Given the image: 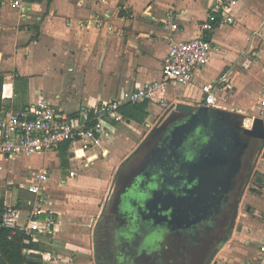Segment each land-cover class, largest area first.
<instances>
[{"label": "crops", "instance_id": "0c3cea01", "mask_svg": "<svg viewBox=\"0 0 264 264\" xmlns=\"http://www.w3.org/2000/svg\"><path fill=\"white\" fill-rule=\"evenodd\" d=\"M225 7L233 22L220 24ZM212 13L215 28L205 30ZM200 37L212 42L209 62L195 71L190 84H169L167 104L158 103V97L147 100L143 122L119 109L120 120L107 116L104 155L78 142L29 156V161L20 158L19 168H10L0 203L21 209L22 225L29 223L37 200L28 186L37 182L38 173L48 174L41 182L47 198L38 219L42 227L51 223L26 241L33 244L24 249L30 264H96L95 226L117 176L174 103L203 106L204 87L212 85L217 101L210 107L229 118L244 117L243 126L251 127L264 90V0L230 5L226 0H0L2 108L12 111L41 98L60 115L83 120L124 92L161 80L171 45ZM7 160L0 155V161ZM255 171L260 180L246 188L232 238L214 264H259L264 150Z\"/></svg>", "mask_w": 264, "mask_h": 264}, {"label": "flooded vegetation", "instance_id": "af4514ba", "mask_svg": "<svg viewBox=\"0 0 264 264\" xmlns=\"http://www.w3.org/2000/svg\"><path fill=\"white\" fill-rule=\"evenodd\" d=\"M184 116L167 115L121 168L113 194L95 226L96 264H134L163 241L177 252L188 251L191 246L198 249L209 242L228 210L231 222L245 189L258 184L255 168L264 141L242 133L249 145L228 200L223 197L222 185L208 193L196 192L189 172L190 155L201 152L220 116L199 112L190 118L189 126H182ZM240 118L231 117L232 123ZM182 131L187 135L181 141Z\"/></svg>", "mask_w": 264, "mask_h": 264}, {"label": "built area", "instance_id": "2783aa9c", "mask_svg": "<svg viewBox=\"0 0 264 264\" xmlns=\"http://www.w3.org/2000/svg\"><path fill=\"white\" fill-rule=\"evenodd\" d=\"M237 0H226L228 5ZM217 11V10H216ZM222 23L233 22L227 8H223ZM216 15L212 13L208 22L203 24V29L213 30ZM177 28L176 24H171ZM212 42L205 37L194 38L174 42L163 62V77L161 80L149 82L134 90L124 92L118 99L95 111L93 116L88 115L83 120L60 115L55 107L39 98L28 108L22 111L0 109V155L8 160H17L35 154H43L57 150L64 144L82 142L88 149H95L104 155L102 136L105 133L107 116L120 120L118 109L121 105L144 100L154 101L158 97V103L167 104L166 97L168 85L171 83L190 84L194 79L195 71L206 65L211 57ZM205 103L208 106L216 104L217 96L212 85L205 86ZM259 117L264 121V90L256 104V110L252 117ZM72 176L75 171L70 173ZM37 182L28 186V190L37 196V200L30 212L29 223L21 224L23 212L20 208L8 205L4 214V222L12 228L25 230L30 236L34 231L49 230L51 221L42 222L38 219L42 212V202L46 196L41 182L48 179L46 172L37 174ZM261 256L259 264H264V240L260 243Z\"/></svg>", "mask_w": 264, "mask_h": 264}, {"label": "water", "instance_id": "95a60500", "mask_svg": "<svg viewBox=\"0 0 264 264\" xmlns=\"http://www.w3.org/2000/svg\"><path fill=\"white\" fill-rule=\"evenodd\" d=\"M168 115H185L181 122L182 126H189L190 118L199 112H215L219 114V123L213 128V136L204 144L201 152L191 154L189 172L191 182L196 192L208 193L210 190L223 186L224 199L228 200L231 190L235 185V179L241 173L244 166L248 142L242 137V133L249 138L264 141V121L256 117L251 127H244V117L236 123L225 112L215 110L208 105L194 106L183 101L174 103ZM181 141L187 133L180 134ZM246 190V189H245ZM253 190V188H250ZM242 197L236 202L228 232L220 244L211 252L205 264H214V261L224 247L232 238L239 216V207Z\"/></svg>", "mask_w": 264, "mask_h": 264}, {"label": "rangeland", "instance_id": "374dc122", "mask_svg": "<svg viewBox=\"0 0 264 264\" xmlns=\"http://www.w3.org/2000/svg\"><path fill=\"white\" fill-rule=\"evenodd\" d=\"M155 121L156 119L153 121V123ZM1 156L5 158V156ZM25 158L28 161L32 159L31 157ZM105 160L108 161V158H106ZM105 160H100L97 163H105ZM0 163L3 165V168L0 169V192L2 191L3 193H5L2 188L4 186V188H6V178L9 174L10 168L16 166L19 168L20 162L17 159L7 160L4 162L0 161ZM79 163L80 162H78V164ZM77 169L79 170V166ZM20 194L23 193L20 192ZM25 197L26 196L24 195L23 198ZM44 198L46 200L47 197L45 196ZM230 216L231 215L228 210L226 219H224L225 221H222V224L220 225L218 230L215 233L211 234L209 242L206 243L204 246L198 249L196 247L191 246L188 251L185 250L184 252H177V250L173 246L169 245L167 241H163L160 246L152 247L151 250H153V252H148L147 254L142 255L135 261L134 264H204L209 251L214 247L215 243H217L223 237V235L227 233L230 222Z\"/></svg>", "mask_w": 264, "mask_h": 264}, {"label": "trees", "instance_id": "16d2710c", "mask_svg": "<svg viewBox=\"0 0 264 264\" xmlns=\"http://www.w3.org/2000/svg\"><path fill=\"white\" fill-rule=\"evenodd\" d=\"M29 2H42L44 0H28ZM51 0H47L50 2ZM3 77L0 76V109L3 107L2 87ZM148 101L128 102L119 107L128 119H133L138 122H143L148 116L147 112ZM67 146V144L62 145ZM60 147V148H61ZM5 204L0 203V264H30L24 249L33 244H27L26 241L31 239L30 234L20 228H12L5 224Z\"/></svg>", "mask_w": 264, "mask_h": 264}]
</instances>
